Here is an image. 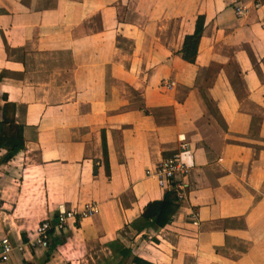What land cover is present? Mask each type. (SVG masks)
<instances>
[{"label": "crops", "instance_id": "1", "mask_svg": "<svg viewBox=\"0 0 264 264\" xmlns=\"http://www.w3.org/2000/svg\"><path fill=\"white\" fill-rule=\"evenodd\" d=\"M4 99L24 138L0 164L4 264H264V0H0ZM182 143L187 195L151 222L166 191L146 169Z\"/></svg>", "mask_w": 264, "mask_h": 264}, {"label": "built area", "instance_id": "2", "mask_svg": "<svg viewBox=\"0 0 264 264\" xmlns=\"http://www.w3.org/2000/svg\"><path fill=\"white\" fill-rule=\"evenodd\" d=\"M240 7H236V14H241ZM172 82L164 80L163 86L170 88ZM186 149V144H180L179 148L170 155L163 157L154 167L146 169V175L153 177L157 184L165 191H174L178 200L185 199L187 195V185L184 176L187 173V166L182 160V153ZM98 212L95 203H86L81 209L60 206L55 215V220L45 218L27 233L26 245L28 247L47 248L52 232H63L66 230L69 221L79 223L81 219L93 216ZM13 245L7 236L0 239V264L6 263L13 252Z\"/></svg>", "mask_w": 264, "mask_h": 264}, {"label": "trees", "instance_id": "3", "mask_svg": "<svg viewBox=\"0 0 264 264\" xmlns=\"http://www.w3.org/2000/svg\"><path fill=\"white\" fill-rule=\"evenodd\" d=\"M204 18L199 15L196 19L195 29L192 34L185 35L180 49L184 60L192 62L197 52V45L203 30ZM0 108V150H5V154L0 157V164L8 162L14 155L23 150V126L14 122L11 113L15 111V104L7 102L6 99ZM102 146L104 157L106 154V143L104 134H102ZM178 200L174 191H166L161 200L149 202L144 211V216L151 222L163 214L169 204Z\"/></svg>", "mask_w": 264, "mask_h": 264}]
</instances>
